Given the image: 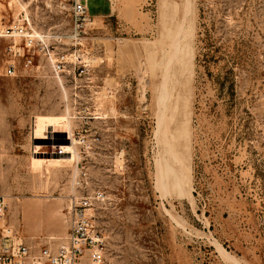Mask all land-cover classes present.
<instances>
[{
    "label": "rangeland",
    "instance_id": "1",
    "mask_svg": "<svg viewBox=\"0 0 264 264\" xmlns=\"http://www.w3.org/2000/svg\"><path fill=\"white\" fill-rule=\"evenodd\" d=\"M102 1L76 29L73 0H0L8 220L58 245L89 196L106 264H264V0ZM14 18L68 54L63 70L40 53L4 74Z\"/></svg>",
    "mask_w": 264,
    "mask_h": 264
},
{
    "label": "built area",
    "instance_id": "2",
    "mask_svg": "<svg viewBox=\"0 0 264 264\" xmlns=\"http://www.w3.org/2000/svg\"><path fill=\"white\" fill-rule=\"evenodd\" d=\"M72 9L75 27L80 29L91 19L88 0H73ZM1 34L21 39L18 47L17 44L8 47L12 60L5 68V75L16 72L15 59H23L24 66L31 67L36 57L44 53L59 72L65 68L70 58L65 53L53 57L52 44L40 37L33 28H29L23 18H14L12 24L2 30ZM77 64L74 62V65ZM85 66L80 61L78 67L81 71ZM91 209V197L75 200L68 209L72 221L66 240L58 245L50 241L33 243L25 241L8 220V204L5 196L0 194V264H106L105 238L96 228Z\"/></svg>",
    "mask_w": 264,
    "mask_h": 264
},
{
    "label": "trees",
    "instance_id": "3",
    "mask_svg": "<svg viewBox=\"0 0 264 264\" xmlns=\"http://www.w3.org/2000/svg\"><path fill=\"white\" fill-rule=\"evenodd\" d=\"M198 38V53H197V64L199 67L204 68L205 72L210 74V64L213 58L218 52V46L215 43L214 35L211 31V27L205 26L204 31H200ZM231 94H234V82L230 85Z\"/></svg>",
    "mask_w": 264,
    "mask_h": 264
},
{
    "label": "crops",
    "instance_id": "4",
    "mask_svg": "<svg viewBox=\"0 0 264 264\" xmlns=\"http://www.w3.org/2000/svg\"><path fill=\"white\" fill-rule=\"evenodd\" d=\"M88 2H89V0H88ZM102 2H104V1H102ZM109 5H110V8L109 9H110V13H111L113 11V6H114L113 0H110Z\"/></svg>",
    "mask_w": 264,
    "mask_h": 264
}]
</instances>
